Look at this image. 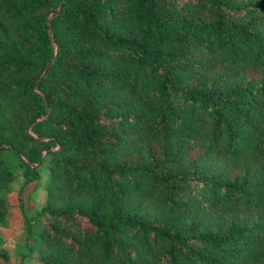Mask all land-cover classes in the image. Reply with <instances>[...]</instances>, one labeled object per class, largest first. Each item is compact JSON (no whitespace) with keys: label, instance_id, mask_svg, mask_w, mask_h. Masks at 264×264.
Masks as SVG:
<instances>
[{"label":"trees","instance_id":"1","mask_svg":"<svg viewBox=\"0 0 264 264\" xmlns=\"http://www.w3.org/2000/svg\"><path fill=\"white\" fill-rule=\"evenodd\" d=\"M9 152L37 264H264V0H0Z\"/></svg>","mask_w":264,"mask_h":264},{"label":"rangeland","instance_id":"2","mask_svg":"<svg viewBox=\"0 0 264 264\" xmlns=\"http://www.w3.org/2000/svg\"><path fill=\"white\" fill-rule=\"evenodd\" d=\"M9 157L12 160L11 167L15 172V178L6 193L11 207L6 218L0 223V248L6 243L11 249V256L9 255L8 259L0 257V264H24L25 259H33V264H37L39 252L31 251L29 245L33 241V234L39 230L43 221L39 213L46 199L48 155L38 166V179L26 184L23 175L24 163L12 152H9Z\"/></svg>","mask_w":264,"mask_h":264},{"label":"crops","instance_id":"3","mask_svg":"<svg viewBox=\"0 0 264 264\" xmlns=\"http://www.w3.org/2000/svg\"><path fill=\"white\" fill-rule=\"evenodd\" d=\"M2 248H4L8 252V254L11 256V249H9V246L6 243L2 245ZM33 261H34L33 259H30V260L25 259L24 264H33Z\"/></svg>","mask_w":264,"mask_h":264},{"label":"water","instance_id":"4","mask_svg":"<svg viewBox=\"0 0 264 264\" xmlns=\"http://www.w3.org/2000/svg\"><path fill=\"white\" fill-rule=\"evenodd\" d=\"M48 65H49V63H48ZM48 65H47V67H48ZM46 70V69H45Z\"/></svg>","mask_w":264,"mask_h":264}]
</instances>
